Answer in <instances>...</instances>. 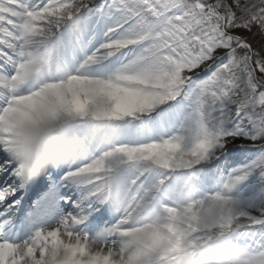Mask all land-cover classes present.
Listing matches in <instances>:
<instances>
[{
  "label": "snow or ice",
  "instance_id": "obj_1",
  "mask_svg": "<svg viewBox=\"0 0 264 264\" xmlns=\"http://www.w3.org/2000/svg\"><path fill=\"white\" fill-rule=\"evenodd\" d=\"M0 264H264V0H0Z\"/></svg>",
  "mask_w": 264,
  "mask_h": 264
},
{
  "label": "clouds",
  "instance_id": "obj_2",
  "mask_svg": "<svg viewBox=\"0 0 264 264\" xmlns=\"http://www.w3.org/2000/svg\"><path fill=\"white\" fill-rule=\"evenodd\" d=\"M12 130L15 154L25 179L38 177L49 167L64 164L76 152L66 133L37 120L26 107L20 108Z\"/></svg>",
  "mask_w": 264,
  "mask_h": 264
},
{
  "label": "rangeland",
  "instance_id": "obj_3",
  "mask_svg": "<svg viewBox=\"0 0 264 264\" xmlns=\"http://www.w3.org/2000/svg\"><path fill=\"white\" fill-rule=\"evenodd\" d=\"M243 35H246V36H249L250 37L251 34L245 32V33H243ZM253 43H254V41H253Z\"/></svg>",
  "mask_w": 264,
  "mask_h": 264
}]
</instances>
